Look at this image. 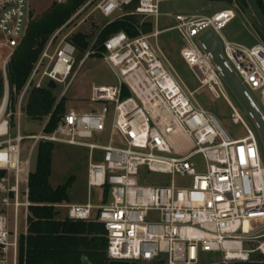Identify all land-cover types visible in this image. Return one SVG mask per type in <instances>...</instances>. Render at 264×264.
I'll list each match as a JSON object with an SVG mask.
<instances>
[{"label":"built area","instance_id":"2783aa9c","mask_svg":"<svg viewBox=\"0 0 264 264\" xmlns=\"http://www.w3.org/2000/svg\"><path fill=\"white\" fill-rule=\"evenodd\" d=\"M94 12L107 19L106 24L128 16L140 18V23L133 25L135 36L118 31L101 43L102 60L117 81L92 84L88 110L67 109L52 132H45L44 124L38 132L23 135L20 120L29 90L46 87L57 92L58 100L66 95L80 68L72 36ZM37 15L32 0H0V45L7 50L1 64L4 95L0 110L4 107L0 114V170L5 173L0 177V264H19L22 241L25 247L29 208L33 205L29 174L40 141L89 151L87 185L103 188L104 200L99 205L87 201L52 206L64 209V218L69 220L100 223L105 230L108 261H264L262 141L255 127L248 125L230 102L218 69L198 40L205 31L213 32L225 62L257 105L260 107L253 93L264 107V42L244 46L221 32L236 17L235 9L226 6L211 15L164 14L160 0H86L50 34L13 103L8 61ZM168 16L175 23L159 29L160 18ZM143 23L151 24L150 32H142ZM171 30H177L186 41L180 55L201 84L227 100L233 122L244 126L243 136L230 137L216 116L196 104L193 91H187L175 77L157 42L151 41ZM51 80L54 88L48 87ZM109 121L110 132L102 142ZM24 139L32 142L21 157ZM198 154L205 162L203 172L188 162ZM146 172L169 174L171 178L156 183L148 180ZM176 174L191 177V185H177L173 179ZM208 253L219 254L221 259L209 262L205 259Z\"/></svg>","mask_w":264,"mask_h":264},{"label":"trees","instance_id":"16d2710c","mask_svg":"<svg viewBox=\"0 0 264 264\" xmlns=\"http://www.w3.org/2000/svg\"><path fill=\"white\" fill-rule=\"evenodd\" d=\"M86 0H68L64 4L52 3L42 14L37 16L30 24L28 32L20 45L16 47L9 58L7 66V79L10 89V98L14 103L24 88L34 63L43 49L50 34L60 26L82 3ZM247 7L245 0H238ZM264 11V4L257 0ZM138 23L135 16L112 21L104 25L96 20L90 22V30L78 31L72 36L77 49L76 61L79 55L88 49L90 39L95 30L98 31V44L111 33L124 31L135 36L137 31L134 24ZM142 29L146 32L151 29L150 23H143ZM99 51L102 47H98ZM100 57V54L94 55ZM4 95L3 79L0 78V98ZM66 99L58 100L57 92L46 87L31 88L25 99L24 112L27 118L43 122L47 118L44 131L49 133L57 126L61 116L65 113ZM14 119L11 125L14 126ZM54 145L40 141L35 147L34 167L29 174L30 206L28 217V233L21 242V255L19 264H84L85 257L90 264H107L104 227L93 221H73L67 218H58L60 212L52 205L68 201V187L73 177L62 185L53 187L50 183L52 169V152ZM5 172L0 170V177ZM258 259L262 257L256 255ZM237 264H264L237 263Z\"/></svg>","mask_w":264,"mask_h":264},{"label":"rangeland","instance_id":"374dc122","mask_svg":"<svg viewBox=\"0 0 264 264\" xmlns=\"http://www.w3.org/2000/svg\"><path fill=\"white\" fill-rule=\"evenodd\" d=\"M264 4V0H261ZM53 0H32V8L34 13L42 14L52 4ZM224 6H229L235 9L236 17L221 31L223 36L230 41L244 46H251L258 40L264 42V31L255 21L253 15L247 7L242 6L238 0H160V12L164 14L172 13H196L202 15H211L212 13L220 10ZM36 16V17H37ZM125 17L121 18L124 19ZM96 20L97 23L103 27L106 25L107 19L103 18L97 12L91 14V16L81 24V31L90 30V22ZM138 23L140 18L136 17ZM120 20V19H116ZM175 23L172 17H161L158 28L164 29ZM98 31L95 30L93 36L90 39V45L88 49L79 55L77 61L80 65L71 86L69 87L66 95L65 107L67 109H75L80 111H87L89 108L88 93L92 84H114L117 79L111 70L102 60V50L99 51L98 47ZM144 31L143 33H148ZM97 38V39H96ZM94 39L96 42L93 43ZM151 41L157 42L159 48L167 58L168 63L173 69L175 77L182 83L183 87L187 91H193V101L200 105L206 111L212 112L224 131L232 138H238L245 134V129L242 123L233 122L231 118V106L227 100L223 97H216L205 85H202L199 77L195 71L183 60L180 55V50L186 46V41L177 30L165 31L161 33L157 40L151 39ZM94 51V52H93ZM7 50L0 45V78L2 68V57L6 54ZM89 53V55H87ZM100 54V57L94 55ZM87 55V57H86ZM86 57V58H85ZM83 61V62H82ZM82 62V63H81ZM226 93L230 102L238 108V111L243 120L254 128V125L250 118L245 113L244 109L239 105L234 96L226 87ZM254 94L255 100L258 102L264 112V107L260 102L259 96ZM2 98H0V103ZM47 118L43 122H38L27 118L25 112L20 120V129L23 135L27 133L38 132L41 127L46 124ZM111 128L110 121L106 124V131L104 133V141H107ZM15 134V129H12L11 135ZM31 140L24 139L21 146V157L25 156ZM52 152V169L50 175V183L53 187L64 184L69 177H73V180L68 187V203H85L90 201L94 205H99L105 198L103 188L89 187L87 185V173L88 163L90 160L89 151L83 147L68 145L63 143L53 144ZM262 155L264 157V146L260 142ZM35 151L32 156L31 170L34 167ZM197 172H203L205 169V162L202 155H194L189 160ZM146 177L150 181L161 182L169 181L171 175L159 173V172H146ZM173 179L179 186L189 187L191 185L192 178L189 176H179L178 174L173 176ZM58 218H64V209H61ZM207 261H219L221 258L219 254H206ZM264 263V261H262ZM260 262V263H262Z\"/></svg>","mask_w":264,"mask_h":264},{"label":"water","instance_id":"95a60500","mask_svg":"<svg viewBox=\"0 0 264 264\" xmlns=\"http://www.w3.org/2000/svg\"><path fill=\"white\" fill-rule=\"evenodd\" d=\"M253 15L255 21L264 31V11L260 7L257 0H245ZM198 40L200 41L205 53L209 54L212 62L218 69V72L228 90L234 96L239 105L244 109L247 116L252 121L255 129L257 130L260 139L264 146V112L260 109L257 103L251 98L246 91L243 84L239 81L235 73L228 66L221 54V45L216 36L211 30H207L202 33ZM48 87L54 88L55 82L49 81ZM84 264H90L89 261L84 257ZM107 264H140L136 262L118 261L111 260Z\"/></svg>","mask_w":264,"mask_h":264},{"label":"bare ground","instance_id":"6f19581e","mask_svg":"<svg viewBox=\"0 0 264 264\" xmlns=\"http://www.w3.org/2000/svg\"><path fill=\"white\" fill-rule=\"evenodd\" d=\"M3 107H4V105L2 106V109L0 110V114H1V112H2V110H3Z\"/></svg>","mask_w":264,"mask_h":264},{"label":"crops","instance_id":"0c3cea01","mask_svg":"<svg viewBox=\"0 0 264 264\" xmlns=\"http://www.w3.org/2000/svg\"><path fill=\"white\" fill-rule=\"evenodd\" d=\"M224 7H226V6H224ZM224 7H223V8H224ZM221 9H222V8H221ZM200 15H202V14H200ZM60 211H62V210H60Z\"/></svg>","mask_w":264,"mask_h":264}]
</instances>
